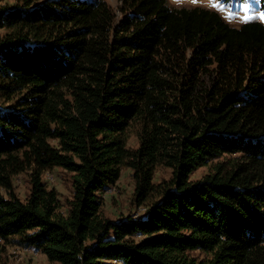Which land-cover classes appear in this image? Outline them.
<instances>
[{
    "label": "trees",
    "instance_id": "obj_1",
    "mask_svg": "<svg viewBox=\"0 0 264 264\" xmlns=\"http://www.w3.org/2000/svg\"><path fill=\"white\" fill-rule=\"evenodd\" d=\"M2 1L0 245L56 264H264V23L168 0H118L121 18L106 0ZM124 168L147 208L114 220L102 195Z\"/></svg>",
    "mask_w": 264,
    "mask_h": 264
},
{
    "label": "rangeland",
    "instance_id": "obj_2",
    "mask_svg": "<svg viewBox=\"0 0 264 264\" xmlns=\"http://www.w3.org/2000/svg\"><path fill=\"white\" fill-rule=\"evenodd\" d=\"M43 1V0H36ZM107 3L119 12L120 2L118 0H106ZM243 1V2H242ZM21 0H3L2 5L13 6ZM172 8H194L203 7L212 9L220 13L224 19L233 26H240L246 22L260 21L264 23V4L261 0H168ZM130 144L135 147L136 141L131 139ZM210 172V167L198 169L193 175L192 180H198ZM172 170L164 166H159L155 173V182L161 183L172 178ZM45 181L50 188H55L60 193L63 202L71 198L72 181L71 175L61 168H55L45 175ZM17 193L24 199L28 193L29 185L26 176L16 178ZM135 183L132 171L124 168L120 179L112 185L106 193L102 195L103 213L111 219H119L129 215H142L147 206H139L134 197ZM63 212L66 210L63 209ZM0 264H56L50 263L47 258L38 253L33 254L15 243L0 245Z\"/></svg>",
    "mask_w": 264,
    "mask_h": 264
},
{
    "label": "built area",
    "instance_id": "obj_3",
    "mask_svg": "<svg viewBox=\"0 0 264 264\" xmlns=\"http://www.w3.org/2000/svg\"><path fill=\"white\" fill-rule=\"evenodd\" d=\"M25 250L30 251V252L33 253V254H38V252L35 251V250H33V249H25Z\"/></svg>",
    "mask_w": 264,
    "mask_h": 264
}]
</instances>
